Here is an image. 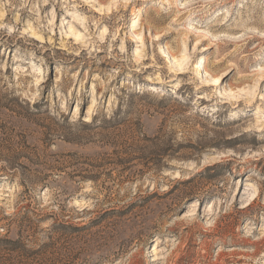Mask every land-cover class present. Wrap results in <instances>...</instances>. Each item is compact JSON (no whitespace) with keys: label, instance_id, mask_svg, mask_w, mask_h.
<instances>
[{"label":"rangeland","instance_id":"obj_1","mask_svg":"<svg viewBox=\"0 0 264 264\" xmlns=\"http://www.w3.org/2000/svg\"><path fill=\"white\" fill-rule=\"evenodd\" d=\"M0 264H264V0H0Z\"/></svg>","mask_w":264,"mask_h":264},{"label":"bare ground","instance_id":"obj_2","mask_svg":"<svg viewBox=\"0 0 264 264\" xmlns=\"http://www.w3.org/2000/svg\"><path fill=\"white\" fill-rule=\"evenodd\" d=\"M137 18H138V20H135V22L131 26H135V25L139 24V22L141 20V17L138 15ZM70 32H73V30H70ZM132 36H133V41H135L137 43L142 42V40L144 39V34L143 33H139V32H135L134 31V32H132ZM156 36H157V38H160V37H163L164 35H163V32H159V33L156 34ZM77 39H78V37H77ZM164 55H165V57H168L169 59L174 61L173 52H172V50L169 47H165ZM180 60H181V64H177L176 65V70H183L184 69L183 65L186 64V62L189 60V57H187L185 54H183L182 59H180ZM193 69L196 70L197 74H204L206 72L204 57H201L200 61H198V63H196L195 66H193ZM41 70H42V68H41ZM182 72L183 71H180L179 73H182ZM228 75L229 74H227V71H225V74L223 75V78L227 77ZM211 80L218 81L217 78L216 79H211ZM211 80H209L208 78H206V79L204 78V80H203L204 81V85L205 86L208 85ZM151 89L155 90L157 88H156V86H151L150 90ZM87 110H88V114L93 113L94 112L93 111V104L90 105ZM167 174H169V173H167ZM153 248H154V251H155L156 250L155 247H153Z\"/></svg>","mask_w":264,"mask_h":264},{"label":"trees","instance_id":"obj_3","mask_svg":"<svg viewBox=\"0 0 264 264\" xmlns=\"http://www.w3.org/2000/svg\"><path fill=\"white\" fill-rule=\"evenodd\" d=\"M93 123V122H92ZM86 126H90V123L85 124Z\"/></svg>","mask_w":264,"mask_h":264}]
</instances>
